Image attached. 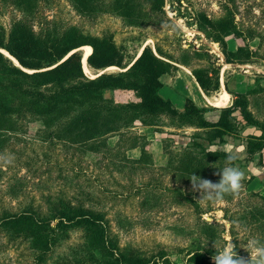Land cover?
Instances as JSON below:
<instances>
[{"label":"rangeland","instance_id":"rangeland-1","mask_svg":"<svg viewBox=\"0 0 264 264\" xmlns=\"http://www.w3.org/2000/svg\"><path fill=\"white\" fill-rule=\"evenodd\" d=\"M34 4L50 20L44 26L62 22L79 26L85 35L112 33L126 54V63L146 45L155 51L159 46L177 65L164 79L166 85L181 66L192 72L220 65L221 90L207 100L205 115L210 119L219 116L213 105L220 96L228 94L231 103L228 91L264 86V60L244 65L225 63L215 41V35L221 33L199 26L203 15L220 20L230 14L248 34L249 45L257 48L261 43L263 50L264 0H165L162 9L153 8L151 3L147 6L143 0H36ZM24 8L22 0H0V22L9 27L12 18H32ZM34 20L35 30L40 31L41 20ZM222 36L232 50L239 42L245 43L230 33ZM120 70L84 69L89 77ZM187 85L194 90L191 82ZM105 96L115 103L137 100L132 91H107ZM249 109L264 123V91L249 97ZM236 116L237 129L225 141H212L195 117L183 120L162 115L156 118L155 126L139 125L124 131L122 144L136 134L143 135L148 140V153L142 163L126 164L123 169L118 166V152L92 151L94 141L39 139L41 124L36 123L28 134L13 133L0 152V210L29 207L46 216L54 212L52 207H59V199L69 198L105 211L110 231L127 255L154 261L162 249L167 255L159 264H190V253L197 250L218 264H232V253L264 264V195L256 191L254 181V169L261 165L257 164L258 155L250 159L246 153L247 134L260 129L248 125L240 112ZM117 138L109 137V145L116 147ZM224 150L234 159L225 157ZM127 154L136 158L140 152ZM140 190L144 196L150 192L146 200L141 199ZM190 200L200 205L202 213H197ZM86 240L83 230L73 232L46 264H54L58 254L65 252L74 256L71 264H79L77 258L87 264L90 257L81 249L83 245L86 249ZM100 252L98 257L106 260ZM32 263L28 242L12 239L0 230V264Z\"/></svg>","mask_w":264,"mask_h":264},{"label":"trees","instance_id":"trees-1","mask_svg":"<svg viewBox=\"0 0 264 264\" xmlns=\"http://www.w3.org/2000/svg\"><path fill=\"white\" fill-rule=\"evenodd\" d=\"M35 1L22 0L24 9H29L32 18H12L9 27L0 22V152L13 133L28 134L30 126L40 123L41 127L37 131L39 139L51 141L60 138L81 143L94 141L92 151L101 149L104 152H118V166L123 169L126 164L142 163L148 153V140L143 135L136 134L122 144L124 131L139 125L155 126L156 118L162 115H172L183 120L195 117L200 126L209 132L212 141H225L227 135L236 131V113L240 112L248 125L260 129L259 133L247 134L246 153L250 159L258 155L257 164L264 166V123L257 120L249 109V97L264 91V86L245 92L228 91L231 103L224 107L214 106L220 111L214 120L205 115L207 107H198L189 97L185 109L180 111L172 100L160 94L165 84L162 76L173 73L177 65L159 46L155 51L146 45L139 56L136 55L126 63V54L112 33L85 35L79 26L62 22L54 27L49 24L44 26L43 23H50V20L38 11ZM143 1L147 6L153 5V8L159 9L165 4V0ZM35 18L41 20L40 31L35 30ZM199 26L213 28L221 33L215 35V41L221 47L225 63L244 65L264 60L261 43L257 48L250 46L248 34L230 14L220 20L203 15L199 19ZM224 32L245 43L239 42L236 49H230L228 41L222 36ZM253 36L258 37L255 34ZM86 46L92 48L87 59L90 68L102 71L118 67L121 70L105 71L95 77L87 76L81 51ZM192 74L207 96L221 90L220 65L211 69L194 68ZM116 90L132 91L137 100L115 103L113 99L106 98L107 91ZM112 136L119 137L116 147L108 143V138ZM137 147L141 148L140 157L130 158L128 150ZM221 152L225 157L234 159L227 151ZM148 191L144 196L140 190L142 200L149 197ZM190 204L196 208L197 213H202L197 202L190 200ZM52 212L44 216L29 207L19 211L9 208L0 210V230L7 231L12 239L28 242L32 264H46L57 248L78 230H83L87 238L86 249L84 245L81 249L86 250L90 263L159 264V260L166 259L167 253L162 249L154 261L127 255L110 231L111 223L106 212L98 207L61 198L59 207L54 210L52 207ZM99 252L106 260L98 257ZM57 258L54 264H71L74 256L65 252L58 254ZM77 259L81 264L82 258ZM188 261L190 264H218L197 250L190 253ZM231 261L232 264H256L234 253Z\"/></svg>","mask_w":264,"mask_h":264},{"label":"crops","instance_id":"crops-1","mask_svg":"<svg viewBox=\"0 0 264 264\" xmlns=\"http://www.w3.org/2000/svg\"><path fill=\"white\" fill-rule=\"evenodd\" d=\"M181 67L182 68L178 69L175 75H173V77L170 78V84L168 85L164 84V86L160 89V94L164 98L172 100L175 106L180 111H183L185 109L187 97L193 99V101L196 103L198 107H208L209 102H207V100L209 101V96H207L204 93V91L201 89L195 77L193 76L192 72L184 66ZM167 75L168 74L162 76V81L164 83H165L164 79L167 78ZM187 82H191L193 84L194 86L193 91L190 90V87L187 85ZM155 137H160V136L157 135ZM160 140L161 138H159V141ZM117 141L118 140H116V142ZM159 143L162 144L161 141ZM157 151L161 152L159 149ZM129 152H140L139 156L141 155V151L138 148L130 149L128 153ZM139 156H137L136 158H139ZM254 173H255L254 181L257 184L256 191H259L262 195H264V166H256L254 169Z\"/></svg>","mask_w":264,"mask_h":264},{"label":"bare ground","instance_id":"bare-ground-1","mask_svg":"<svg viewBox=\"0 0 264 264\" xmlns=\"http://www.w3.org/2000/svg\"><path fill=\"white\" fill-rule=\"evenodd\" d=\"M82 50V49H81ZM92 49L91 47H85L83 48V67L85 70H90V67L88 65V56L90 55ZM7 56L11 57L8 53L4 52ZM140 55V54H139ZM12 58V57H11ZM13 59V58H12ZM14 63L16 65H19V63L13 59ZM214 100V99H213ZM216 101V100H215ZM230 101V100H229ZM228 104V94H224L223 96H220L217 100V102L214 104L216 107H224Z\"/></svg>","mask_w":264,"mask_h":264},{"label":"water","instance_id":"water-1","mask_svg":"<svg viewBox=\"0 0 264 264\" xmlns=\"http://www.w3.org/2000/svg\"><path fill=\"white\" fill-rule=\"evenodd\" d=\"M138 56H139V55H138ZM138 56H137V57H138ZM10 58H11V57H10ZM11 59H12V58H11ZM12 60H13V59H12Z\"/></svg>","mask_w":264,"mask_h":264}]
</instances>
